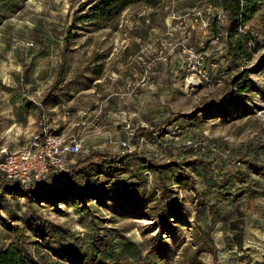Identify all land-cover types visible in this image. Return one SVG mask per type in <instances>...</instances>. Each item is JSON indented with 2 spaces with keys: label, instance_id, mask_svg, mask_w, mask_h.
Returning <instances> with one entry per match:
<instances>
[{
  "label": "rangeland",
  "instance_id": "374dc122",
  "mask_svg": "<svg viewBox=\"0 0 264 264\" xmlns=\"http://www.w3.org/2000/svg\"><path fill=\"white\" fill-rule=\"evenodd\" d=\"M98 1L0 0V154L42 119L82 145L54 193L0 181V254L264 264V0L231 22L223 0H131L112 18ZM97 93L119 98V148L83 143L87 113L68 127Z\"/></svg>",
  "mask_w": 264,
  "mask_h": 264
},
{
  "label": "built area",
  "instance_id": "2783aa9c",
  "mask_svg": "<svg viewBox=\"0 0 264 264\" xmlns=\"http://www.w3.org/2000/svg\"><path fill=\"white\" fill-rule=\"evenodd\" d=\"M134 90L136 85H128ZM98 114L83 115L76 125L92 130L97 125ZM28 144L17 150H2L0 154V181L30 192L62 187L69 173L72 154L82 150L75 137L57 134L55 127L42 119ZM125 145L124 142H121Z\"/></svg>",
  "mask_w": 264,
  "mask_h": 264
},
{
  "label": "crops",
  "instance_id": "0c3cea01",
  "mask_svg": "<svg viewBox=\"0 0 264 264\" xmlns=\"http://www.w3.org/2000/svg\"><path fill=\"white\" fill-rule=\"evenodd\" d=\"M100 96L101 95L99 93L89 94V97L85 99L84 105L86 108H84V110L81 107H78V105L82 106L78 103V101L73 103L69 109V115L66 117L69 124L68 127L71 128L77 121L76 114H100L96 129L91 130L90 134L84 135V137H82L83 143L86 146L98 148H102L106 146L107 143H111L113 148L115 144L116 147L119 148L121 142L123 141H120V129H118V126L115 125L114 122L117 113L114 112L115 110H113L116 108L115 103L119 101V98L111 97V105H108L107 98L109 96L107 95L106 99H103ZM61 118H65V116L63 115Z\"/></svg>",
  "mask_w": 264,
  "mask_h": 264
},
{
  "label": "trees",
  "instance_id": "16d2710c",
  "mask_svg": "<svg viewBox=\"0 0 264 264\" xmlns=\"http://www.w3.org/2000/svg\"><path fill=\"white\" fill-rule=\"evenodd\" d=\"M130 3H131V0H102V1H98L94 11L99 13L101 17L108 16L112 18L114 14L118 13V11L122 10L124 7H126ZM146 4L152 5L153 1L146 0ZM223 4L227 10V18L229 22L233 21L234 19L236 21H240L239 19H237L238 15L239 14L243 15L245 12H247V4L245 3V0H223ZM247 86L248 84L246 80L242 81L240 84L236 86V89H235L236 94H241L244 91H246ZM62 187H59V188L53 187L51 190L37 189L31 192L46 191V192L54 193V191H58ZM67 255H69V253L67 252L62 253L63 257H67ZM0 264H36V263L29 259H26L22 255L20 250L17 249L16 247L10 246L0 254ZM188 264H192V261H189ZM196 264H200V263L197 262ZM214 264H218V263L215 262Z\"/></svg>",
  "mask_w": 264,
  "mask_h": 264
}]
</instances>
